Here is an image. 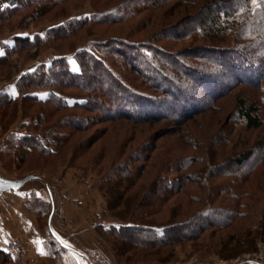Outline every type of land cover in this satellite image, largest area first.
Returning <instances> with one entry per match:
<instances>
[{
  "label": "rangeland",
  "instance_id": "374dc122",
  "mask_svg": "<svg viewBox=\"0 0 264 264\" xmlns=\"http://www.w3.org/2000/svg\"><path fill=\"white\" fill-rule=\"evenodd\" d=\"M120 1L67 0L52 7L51 10L41 13V16L35 21L28 18L27 21L25 20L24 15L27 11L15 12L7 19L0 21V37H8L10 36L9 32L17 29L31 30L32 33L42 32L63 22L68 16L78 17L90 14L94 10L102 11ZM194 1L196 0H182L174 3L171 1L161 7H148L122 24L114 26L89 25L72 36L46 41L44 45L38 47L39 57L44 62H47L54 53L74 55L75 53L72 51L76 48V51L93 53L100 61L109 63V56L105 54V49L114 48L113 45L96 48V45H93V40L102 41L111 37H128L134 42H144L150 46L155 45L154 47L164 46L166 51L171 52L170 57L164 58L165 64L170 70L181 72L180 65L182 63L187 66L186 71L190 70V67L198 70L205 65L208 67L207 69H213L215 75L219 70L221 77L216 76L215 78L217 80L216 88L220 91L227 88L226 84L232 86L216 98H212L203 90L200 91L201 87L195 83L196 81L191 75L188 74V79H184L188 96L190 98L194 96L204 104L203 108L190 118H185L177 124L165 119L140 123L125 119L110 122L108 120L99 121V115L95 111L66 109L59 114L88 116V120L82 119L86 125L88 121L87 128L73 133V138L61 147L63 148L61 153L41 156L36 152H29L26 155V160L19 161L7 152L10 142H14L17 134L25 133V130L20 127L19 129L18 125L27 121L31 116L38 115L37 111L42 109V106L50 107V105L29 102L32 105L24 106L19 100L12 106H0V142L4 139L0 150V175L16 179L36 174L43 176V179L48 183H53L54 181L58 182L66 173L72 171L79 178L88 179L91 182V187L98 192L99 201L105 206L104 213L101 216H95L92 219L93 223L105 220L112 224L121 222L123 227L126 226L125 228L117 227L120 240H116L114 236L108 237L103 233L100 229L103 226L95 227L107 245L108 255L102 253L115 264H232L231 262H238L234 264H264V129H247L238 119V100L242 98L246 100L247 105L253 101L259 102L260 115L264 119V80L258 88L249 84H241L236 81L227 68H221L222 61L218 60L216 55L213 56L204 51V47L222 46L221 48H225L229 45L227 43L231 42L230 39L221 36V33L217 32L212 39L211 37L198 39L197 36L205 37V35L200 36L199 32H197L198 35L195 34L186 41L179 42V40L176 41L177 38L169 39L172 37L170 35L181 31L180 29L172 31V29L178 27L177 24L183 20L184 23L185 18L198 9V6L195 7L191 4ZM257 1L259 0H253L252 4L255 5ZM133 2L136 4L138 0H133ZM186 2L188 3L186 4ZM225 7L228 8L227 5ZM37 11L39 12V10ZM201 13L203 12L201 11ZM255 17V15L252 16V19ZM258 17L259 21L261 20L259 28L261 31H258L256 27L251 30L257 31V38L248 41L247 55L250 57H255L259 51L258 48L264 47V14ZM184 24L188 27L193 26L194 23L189 21ZM166 27H172L171 31L165 29ZM31 31L29 32L31 33ZM156 32L157 35L161 34V38L164 39L161 40L158 37L152 39L150 36ZM165 39L167 40L164 41ZM255 40L258 41L255 42ZM110 44L109 42L108 45ZM13 45L14 43H12ZM32 51L33 48H28L13 52L0 64L1 85L10 82L23 68L31 67L29 65L35 59L31 55ZM141 53L143 55L139 54L135 48L133 52L128 51L127 57L136 58L134 64L150 74L144 60L156 57V53L151 49H144ZM80 58H83V55ZM111 60H113L112 57ZM120 60L121 62L114 60L111 68L118 77L120 75L125 77V84L141 87V89L154 93L155 96L163 97L162 93H155L149 89L133 69L123 66L122 57ZM70 64L72 70L76 71L78 65L73 59ZM126 64L125 61L124 65ZM100 67H97L96 70L93 69L94 73L90 75V72L86 76V81L88 82L93 76L94 82L104 89L107 78L105 71ZM11 86L13 84L0 91ZM30 90L41 97L48 95L60 104V97L51 89L32 88ZM63 91L69 94L80 93L73 88H63ZM100 97L103 98L100 94L98 96L97 94L84 95V102L87 106L100 109L103 106ZM122 107L128 109L125 104L121 105ZM22 113H26V115ZM5 125L8 128H4ZM160 131L164 133L154 138V135ZM87 141L90 144L85 147L83 144ZM61 148L59 147V149ZM250 149L254 151V157H252L254 159L257 154L260 156L259 158L263 155V160L258 162L252 170L244 172L241 170L245 166L244 164L242 166L230 164L233 156H238ZM103 152L106 154L103 155ZM130 156L133 160L128 159L127 162H132L133 167L135 166L136 170L133 174L136 175L137 183L127 189L124 198L125 205L119 207L115 213L105 212L106 202L95 184V180L101 178L109 168ZM146 156L147 160L144 159ZM249 164L250 161L247 162V165ZM136 166H145V168L139 173ZM242 177L243 179H241ZM175 178V182L178 184H174L170 190L168 185ZM28 182V184L35 183L33 180ZM177 185L178 187H176ZM27 186V184L24 185V188ZM237 189L244 190L243 193L248 195L243 199L246 206L239 210L243 212L242 216L234 218L225 226L207 227L193 239L174 243L171 240L159 248H149L150 245L161 242L160 227L162 226L194 220L205 224L212 218L223 219L225 216L220 210L231 205L233 200L231 201L230 195ZM207 212H209L208 217H204ZM32 213L34 212L32 211ZM131 213L136 218L133 223L129 222ZM35 216L38 223L42 225L39 217L36 214ZM175 233L177 234L174 231L169 233L171 239H174L172 237L176 236ZM113 242H115L114 248L117 254H113L111 251L110 247ZM133 242L143 245V247L134 245L130 247ZM248 256H250L249 259L246 258ZM41 263L39 261L36 264Z\"/></svg>",
  "mask_w": 264,
  "mask_h": 264
},
{
  "label": "trees",
  "instance_id": "16d2710c",
  "mask_svg": "<svg viewBox=\"0 0 264 264\" xmlns=\"http://www.w3.org/2000/svg\"><path fill=\"white\" fill-rule=\"evenodd\" d=\"M67 0H0V21L7 19L15 12L27 11L24 15L25 20L32 19L37 20L41 13L51 10L52 7L62 4ZM180 2L182 0H138L135 4L133 0H121L114 6L108 7L102 11L94 10L90 14L80 15L78 17L68 16L66 20L59 24H55L42 32H34L32 35L21 37L16 36L13 38L14 45L4 44L3 55H0V64L13 52L27 50L33 48L31 55L37 61L32 68L25 72H21L18 78L13 83V86L5 90L0 91V106L7 105L12 106L17 104L19 100L24 106L29 102L42 106L43 108L37 111L38 115L31 116L28 120L21 122L18 128L25 130V133L19 132L17 138H14V142H10V147L7 152L13 158H17L19 161L26 160V155L29 152H36L41 156L54 155L55 153H61L63 151L62 146L72 139V135L75 132H80L87 128V125L83 123V120H88V116L81 117L74 114H59L66 109H85L87 111H95L100 119L115 122L120 119L129 120L132 122H147L156 120H170L172 123H180L185 118H190L194 113L203 108V103L199 102V99L194 97L190 98L185 87L184 79H188V74L196 81L200 86V91L203 90L210 94L212 98L219 97L223 91L229 89L232 85H225V89L220 90L216 88L217 80L219 78L220 71L215 72L213 69H207L208 67L201 66L198 70L191 68L186 71V65H180L182 68L180 71L170 70L165 64V57L171 56V52L159 45L156 47L147 45L144 42H134L128 37H111L110 39H104L98 41L93 40V45L96 48H104L113 45L114 48L105 49V54L109 56V63L100 61L93 55L86 51H76V48L72 51L74 55L67 53L53 54L47 62H44L39 57V48L46 43V41H52L54 39H63L68 36H72L80 29L89 25H119L126 20L135 17L148 7H161L166 3ZM253 0H196L191 4L198 6V9L192 13V15L185 18V22L192 21L193 26H186L181 21L178 27L172 29L166 27L165 29H180L177 33L170 35L169 39L173 38L176 41H186L193 35L199 32L200 38H209L216 35L217 32L221 33V36L230 39L225 48L222 46H209L204 47L206 53L215 56L218 60H221V68H227L229 73L236 78L237 82L241 84H249L254 87H259L264 80V47L258 48V52L255 57L247 55L248 41L257 38V31L253 30L256 27L258 31H261L259 15L264 14V0H259L257 3L252 4ZM188 2H186L187 4ZM227 5L228 8L225 7ZM201 8V9H200ZM39 10V12L37 11ZM201 11L203 13H201ZM256 16L252 19V16ZM23 18V20H24ZM152 19V18H151ZM25 22V21H23ZM150 24V23H149ZM255 25V26H254ZM176 26V25H175ZM161 31V30H160ZM164 31V30H163ZM158 33H161L158 31ZM264 35V34H263ZM152 39L158 37L161 38V34L150 36ZM232 38V39H231ZM172 39V40H173ZM165 39L164 41H166ZM160 41V40H159ZM258 40H255V42ZM111 43L108 45V43ZM261 43H263L261 41ZM103 44V46H102ZM102 46V47H101ZM39 47V48H38ZM137 48L139 54L143 55L141 51L144 49H151L156 53V57L145 58L150 74L143 71L137 64H134V59L127 57L128 51L133 52ZM83 55V58L80 56ZM111 57L113 60H111ZM115 57V58H114ZM123 58V66L127 69H133L134 73L144 81L149 89L155 93H162L163 97L155 96L154 93L149 92L141 87H132L125 84L126 79L123 75L119 77L115 74L111 67H113L114 60L121 62L120 58ZM145 57V56H143ZM71 59L78 65L79 71H73L71 68ZM132 61H130V60ZM125 61L127 62L126 65ZM204 64V63H203ZM101 66V67H100ZM97 67L102 68L106 73L107 84L105 88L94 82L93 76L87 82L86 76L90 73L93 74V69ZM220 68V67H219ZM244 73V74H243ZM47 89L52 90L60 97V104L56 103L50 96H39L37 93L32 92L30 89ZM63 88H73L80 93L74 94L65 93ZM224 91V92H225ZM102 93V94H101ZM100 94V100L103 102V106L100 109L87 106L84 102V95ZM220 94V95H219ZM71 95V96H70ZM189 95H192L189 93ZM126 108H121L124 105ZM32 105V104H29ZM239 110L238 119L243 122V126L247 129H264V119L260 115L259 102L253 101L249 105L246 104L245 99L238 100ZM28 108V107H27ZM28 110V109H27ZM26 115V113H22ZM83 119V120H82ZM4 128H8L5 125ZM19 128V129H20ZM171 130V129H170ZM136 131V130H135ZM22 133V134H21ZM164 132L160 131L154 135V138L162 135ZM8 142V141H7ZM83 144V142H82ZM90 143L84 142L83 145L88 147ZM82 145V146H83ZM59 147L61 149H59ZM59 149V150H58ZM88 149V148H87ZM153 149V148H152ZM151 149V150H152ZM105 151V150H104ZM106 154L103 152V155ZM230 164L237 166L245 165L244 172L252 170L256 164L263 160V155L257 154L254 157L253 150H246L238 156H233ZM128 159L133 158L130 156L121 163H117L115 166L109 168L101 178L95 180V184L102 193L103 199L106 202L105 212H114L125 205L124 199L127 193V189L137 183L135 178V166L134 164L127 162ZM145 160L148 159L146 156ZM131 161V160H130ZM250 164L247 165V162ZM229 164V165H230ZM139 173L144 170L145 166H136ZM140 175V174H139ZM245 176V175H244ZM243 176V177H244ZM243 177L241 179H243ZM176 178L170 182L168 187L173 188ZM180 183V182H179ZM181 185V183L179 184ZM178 187V185L176 186ZM19 190V189H18ZM244 190L238 189L231 194V205L226 206L223 210H220L224 214V218L221 220L210 219L205 224H200L196 220L188 221L175 225H167L160 227V240L159 244L150 245L149 248H159L163 245L171 242H178L181 240H190L196 237L202 230L207 227L213 226H225L228 225L234 218L242 216L243 212L239 210L244 209L246 203L243 201L248 195L243 193ZM27 207L33 211L37 217L44 222L48 218L50 213V204L48 201L31 192L26 198ZM209 212L204 214V217H208ZM212 214V213H211ZM245 214V213H244ZM247 215V214H246ZM131 213L129 222L133 223L136 218ZM203 217V215H201ZM197 219V218H196ZM197 223H196V222ZM124 226L123 228H125ZM47 237L49 241H52L49 231L45 226ZM101 231L109 236H114L116 240H120L119 229L114 226L100 227ZM171 231L177 232L176 236L171 239L169 233ZM115 240V241H116ZM108 241V238H107ZM110 241V240H109ZM117 243V242H116ZM127 243V242H124ZM115 242L112 243L111 251L113 254H117L114 248ZM134 246H141L137 243H131ZM62 257V258H61ZM12 259L11 254L3 248H0V264L10 262ZM47 260V262H46ZM41 264H72L71 256L68 250L63 247H55L49 249V254L39 259Z\"/></svg>",
  "mask_w": 264,
  "mask_h": 264
},
{
  "label": "crops",
  "instance_id": "0c3cea01",
  "mask_svg": "<svg viewBox=\"0 0 264 264\" xmlns=\"http://www.w3.org/2000/svg\"><path fill=\"white\" fill-rule=\"evenodd\" d=\"M29 31L17 29L9 32L8 37H0V50H3L4 44L12 46L16 36L32 35V31ZM34 61L29 65L31 67L23 68L21 72L32 68L36 63ZM21 72L10 82L1 83L0 90L13 84ZM32 180L34 184H24L28 185L27 188L23 186L0 196V248L5 249L3 244L9 237L17 238L24 248L22 262L11 255V261L5 264H36L49 254L50 248L55 247L68 250L72 264H90L87 255L96 249L108 255L103 237L92 227V219L101 216L105 206L99 201V194L88 179H81L71 171L58 182L48 183L43 176ZM31 192L50 204V213L44 225L38 223L35 214L26 205V198ZM45 226L52 241L48 240ZM38 248H42L46 254H40Z\"/></svg>",
  "mask_w": 264,
  "mask_h": 264
},
{
  "label": "built area",
  "instance_id": "2783aa9c",
  "mask_svg": "<svg viewBox=\"0 0 264 264\" xmlns=\"http://www.w3.org/2000/svg\"><path fill=\"white\" fill-rule=\"evenodd\" d=\"M3 141H4V139L1 140V142H0V150H1V147L3 146ZM97 226L123 227V224L121 222H115L112 224V223L106 222L105 220L98 222V223L97 222L92 223L93 228H95ZM3 247L5 248L6 251H8L13 256V258L22 262V253L24 251V248H23V245L20 243V241L17 238L9 237L6 240V242L3 244ZM249 257L250 256H248L246 258L249 259ZM87 259L90 262V264H115L108 257H106L105 254H103L101 251H99L97 249L90 252L87 255ZM231 263L234 264V263H238V262H231ZM153 264H160V263H153Z\"/></svg>",
  "mask_w": 264,
  "mask_h": 264
},
{
  "label": "water",
  "instance_id": "95a60500",
  "mask_svg": "<svg viewBox=\"0 0 264 264\" xmlns=\"http://www.w3.org/2000/svg\"><path fill=\"white\" fill-rule=\"evenodd\" d=\"M38 175L30 174L22 178L10 179L0 175V196L10 190H18L24 186V184L32 179H36Z\"/></svg>",
  "mask_w": 264,
  "mask_h": 264
},
{
  "label": "snow or ice",
  "instance_id": "6c2138e0",
  "mask_svg": "<svg viewBox=\"0 0 264 264\" xmlns=\"http://www.w3.org/2000/svg\"><path fill=\"white\" fill-rule=\"evenodd\" d=\"M24 35H27V34H24ZM4 53H3V50H0V55H3ZM76 71H79V69L78 68H76L75 69ZM39 252H40V254H42V255H44V254H46L43 250H42V248H38L37 249Z\"/></svg>",
  "mask_w": 264,
  "mask_h": 264
}]
</instances>
